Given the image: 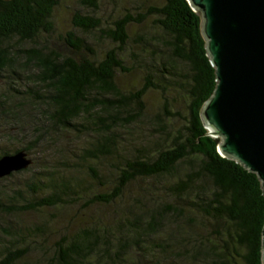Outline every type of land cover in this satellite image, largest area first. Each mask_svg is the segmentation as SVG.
<instances>
[{"label": "trees", "instance_id": "trees-1", "mask_svg": "<svg viewBox=\"0 0 264 264\" xmlns=\"http://www.w3.org/2000/svg\"><path fill=\"white\" fill-rule=\"evenodd\" d=\"M101 1L78 0L63 33L60 0L0 1V157L64 145L60 167L29 157L0 179L27 175L0 192V264H262L260 182L200 118L216 81L199 16L186 0H126L109 23ZM80 33L111 46L97 53ZM15 136L30 147L14 150ZM77 204L85 222L51 247V221L18 219Z\"/></svg>", "mask_w": 264, "mask_h": 264}, {"label": "water", "instance_id": "water-1", "mask_svg": "<svg viewBox=\"0 0 264 264\" xmlns=\"http://www.w3.org/2000/svg\"><path fill=\"white\" fill-rule=\"evenodd\" d=\"M186 1L200 18L216 81L200 118L219 139L218 153L255 174L264 195V0ZM30 164L23 151L4 155L0 179ZM261 260L264 264V223Z\"/></svg>", "mask_w": 264, "mask_h": 264}, {"label": "rangeland", "instance_id": "rangeland-1", "mask_svg": "<svg viewBox=\"0 0 264 264\" xmlns=\"http://www.w3.org/2000/svg\"><path fill=\"white\" fill-rule=\"evenodd\" d=\"M152 2L153 0H147ZM78 2V0H60V6L55 10L54 12V19H55V26L57 28V32L59 33H63L64 31H67L70 28L69 25V16H70V12L75 10L74 8L76 7V3ZM127 6V2L126 0H102L100 2L99 5V11L97 13V15H99V17H101L103 20H108L109 23H111V21L115 20L116 17H118L121 12L123 11V7ZM80 35H83L80 33ZM85 37V39L91 43L93 45V42H95L96 44L93 45V48L95 51L100 52L98 50H105L107 49V47L111 46V44H109L108 41H99L95 36L93 35H83ZM103 42V43H100ZM56 47V46H55ZM63 51V49H61ZM85 54V53H84ZM87 54V53H86ZM123 77L119 76L118 77V82H122ZM2 81L3 79L0 78V92L6 89V86L2 85ZM3 121V119L0 120V122ZM2 123V129H0V150L1 151H6L8 150L7 145H8V139H5L1 137V135L5 133L7 131V128H5V124L3 122ZM10 134V133H9ZM19 138L18 136H15L14 138H11L12 141H15L14 145V150L19 149L21 147L24 146H28V142L25 138V142H22L20 144V140L16 141L15 139ZM24 139V137H23ZM52 140V139H51ZM64 140V138H63ZM46 141H50L49 139H46ZM62 142V141H60ZM19 143V144H18ZM79 147L83 146L84 143H78L77 144ZM74 146V145H71ZM5 147V148H3ZM30 147V146H28ZM64 147V145L58 144V143H49L47 142L46 145H42L41 147H39V149H37V151H39V153H37L36 149L33 150V155L29 156L31 159H36L37 163H43L45 165L51 166V167H60L59 162V152L57 151L58 149ZM10 148V146H9ZM32 148V147H31ZM72 151H77V149H75L73 147ZM13 153V149H10L9 154ZM71 154L73 153H69L66 156H71ZM35 160V161H36ZM39 160V162H38ZM51 163V164H50ZM97 166V165H96ZM98 167V166H97ZM98 170H100L98 168ZM85 171V170H84ZM103 171H100V174H103ZM84 177V175H83ZM27 178L26 174H21L19 176H15L14 179H8V181H3L0 180V192L2 190H6L8 188V191L10 189H15V188H19L21 186L20 182L24 179ZM85 179H87L85 177ZM2 181V182H1ZM99 186L97 184H93V186L91 187V190L96 191L97 188ZM141 186L134 184L132 185L129 189H131L133 192H137L138 189ZM91 211H96V217L97 216H101V214L103 213L104 215L108 216L110 214H112V210L113 208H104V207H97V206H93L90 208ZM82 209L81 207H79V205H75L71 208H67L65 209V211L57 213L55 210H47V216L46 218H43L42 216L40 217V215L38 214H34L31 212H25L24 214H20L18 216L19 221L21 222V224L23 226H27V225H31V224H39L41 221H51L50 222V233L48 234V243L46 245H49V247L52 246L53 241H55L60 235H62L65 227L68 226V230L69 233L72 231V227L75 225H77L79 222H85L84 220H82L83 218V214H82ZM87 217H88V213H87ZM111 219V216L110 218ZM108 219V220H109ZM9 222V221H8ZM18 225V224H16ZM40 241V240H39ZM45 248V247H43ZM33 257V258H32ZM29 261L33 262L34 261V256H29Z\"/></svg>", "mask_w": 264, "mask_h": 264}]
</instances>
